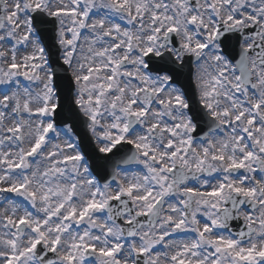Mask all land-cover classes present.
Listing matches in <instances>:
<instances>
[{
	"label": "snow or ice",
	"instance_id": "snow-or-ice-1",
	"mask_svg": "<svg viewBox=\"0 0 264 264\" xmlns=\"http://www.w3.org/2000/svg\"><path fill=\"white\" fill-rule=\"evenodd\" d=\"M0 264H264V0H0Z\"/></svg>",
	"mask_w": 264,
	"mask_h": 264
}]
</instances>
